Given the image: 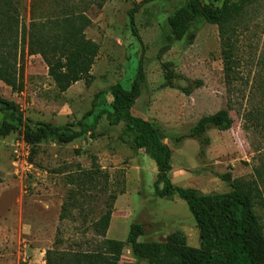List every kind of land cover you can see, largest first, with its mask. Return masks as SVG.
Masks as SVG:
<instances>
[{
	"label": "rangeland",
	"instance_id": "1",
	"mask_svg": "<svg viewBox=\"0 0 264 264\" xmlns=\"http://www.w3.org/2000/svg\"><path fill=\"white\" fill-rule=\"evenodd\" d=\"M36 1L42 19L56 11L52 0ZM139 1L70 0L91 20L85 34L99 45L89 84L79 80L59 92L40 55H27L24 44L22 92L13 93L0 81V96L17 103L31 126L47 121L81 131L69 143L48 136L34 148L22 143L21 127L0 135V264H45L47 249L94 247L98 237L91 222L104 209L109 193L116 198L107 238L125 240L130 224L140 222L145 229L140 240L162 241L179 231L188 245H199L198 229L186 203L177 195L155 196L157 168L143 148L134 147V133L125 132L122 122L109 125L105 114L96 117L101 111H112L115 83L130 88L139 59L145 78L132 114L160 129L170 149L172 184L201 194H224L231 188L221 174L228 171L234 178L250 180L255 177L254 168L264 165V0H248L225 24L222 37L232 43L229 82L224 78L217 25L197 17L183 38L172 40L158 57L170 34L167 17L185 0L143 4L134 13L138 40L128 27L127 11ZM200 1L220 6L223 0ZM13 2L20 21L27 25L31 0ZM162 62L172 64L173 87L164 86ZM225 107L232 118L228 130L209 128V143L203 146L188 136L200 117ZM89 110L91 114L83 119ZM4 120L15 122L9 111L0 110V124ZM79 120L82 125L77 124ZM94 167L101 169L103 177L88 194L78 195L81 205L68 206L65 218L59 220L62 203L75 189L69 177ZM258 187L264 199V181ZM258 212L264 234V208ZM57 236L60 240L54 245ZM121 261L134 262L127 246Z\"/></svg>",
	"mask_w": 264,
	"mask_h": 264
},
{
	"label": "trees",
	"instance_id": "2",
	"mask_svg": "<svg viewBox=\"0 0 264 264\" xmlns=\"http://www.w3.org/2000/svg\"><path fill=\"white\" fill-rule=\"evenodd\" d=\"M54 6L51 16L42 19L38 15V4L31 0L30 18L27 25L22 24L16 4L13 0H0V81L10 87L11 92L20 93L24 88L22 44L26 46L27 55L38 54L47 67V74L59 92H65L79 80L89 84L93 75L91 68L99 51V45L88 38L85 30L91 20L70 0H52ZM154 0H141L134 3L127 11L128 27L139 40L134 24V13L146 3ZM248 0H223L220 6L215 3L203 4L200 0H185L167 17L170 34L167 43L160 49L158 57L170 48L172 40H180L197 17L215 24L222 33L229 17L238 15L247 5ZM221 56L223 59L224 78L227 82L232 73V43L222 37ZM171 62H162L164 86L173 87L176 74ZM145 78L142 61L130 88L115 83L111 88L112 111H101L109 125L123 123L125 132H133V144L137 149L143 148L154 161L157 172L153 182L157 197L177 195L191 212L199 233V245L190 246L179 231L167 234L164 240H147L139 238L145 229L140 222H132L125 240L106 237L113 211L115 193H109L104 209L91 222V228L98 242L92 248L45 251V264H264V234L262 214L258 209L264 208V199L258 184L263 182L264 165L254 168L255 177L250 180L232 177L225 172L219 177L226 182L231 191L224 194H201L189 187L171 183L168 172L170 149L163 142L158 127L151 121L134 116L131 108L141 92ZM201 83L198 81L197 83ZM197 85V86H198ZM189 93L188 90H185ZM0 110L10 112L15 122L4 120L0 124V135L7 136L21 127L20 133L25 143L32 148L48 136H53L59 143H69L77 138L81 131L69 129V125H53L47 121H36L33 126L25 119L17 103L0 96ZM91 111L83 114L89 116ZM82 125V121H78ZM232 125L229 108H221L214 113L200 117L190 128L188 136L196 139L201 146L209 143L206 132L209 128L219 131L228 130ZM103 173L94 167L77 177H69L74 184L62 203L59 220L65 218L68 206L81 205L78 195L88 194L96 186ZM1 181V179H0ZM162 184L160 187L159 185ZM59 237L53 242L59 243ZM128 247L134 262L121 261L123 249Z\"/></svg>",
	"mask_w": 264,
	"mask_h": 264
},
{
	"label": "built area",
	"instance_id": "3",
	"mask_svg": "<svg viewBox=\"0 0 264 264\" xmlns=\"http://www.w3.org/2000/svg\"><path fill=\"white\" fill-rule=\"evenodd\" d=\"M22 143H23L24 145H28L27 143L24 142L23 138H22Z\"/></svg>",
	"mask_w": 264,
	"mask_h": 264
},
{
	"label": "crops",
	"instance_id": "4",
	"mask_svg": "<svg viewBox=\"0 0 264 264\" xmlns=\"http://www.w3.org/2000/svg\"><path fill=\"white\" fill-rule=\"evenodd\" d=\"M131 113H132V108H131ZM140 115H138V117H139Z\"/></svg>",
	"mask_w": 264,
	"mask_h": 264
}]
</instances>
